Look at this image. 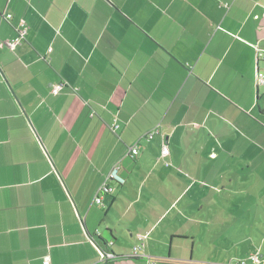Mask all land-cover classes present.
I'll list each match as a JSON object with an SVG mask.
<instances>
[{"label": "crops", "instance_id": "crops-1", "mask_svg": "<svg viewBox=\"0 0 264 264\" xmlns=\"http://www.w3.org/2000/svg\"><path fill=\"white\" fill-rule=\"evenodd\" d=\"M20 19L0 45V264H147L135 246L264 264V158L246 152L264 144V0H0V42Z\"/></svg>", "mask_w": 264, "mask_h": 264}, {"label": "built area", "instance_id": "built-area-1", "mask_svg": "<svg viewBox=\"0 0 264 264\" xmlns=\"http://www.w3.org/2000/svg\"><path fill=\"white\" fill-rule=\"evenodd\" d=\"M224 6L227 7V5H224ZM4 17H5V19L9 20L11 18V15L6 14ZM23 25H24L23 23L20 25V27L22 26L21 28L23 30L18 31V36L15 37L14 40L8 41L6 43V46L9 47L10 49H14L17 45L20 44V42L24 38L25 26H23ZM256 59H257V61H259V60L264 61V53H262L261 51H258V53L256 54ZM256 86L257 87H259V86L264 87V76H263V74H261L259 72H257V74H256ZM63 87H64L63 83L57 84L52 88L51 92L53 94H57ZM159 133H160L159 127H155L151 131L144 134L141 138L145 139V140H152L153 137L155 135H158ZM138 146H139V142L137 141L136 143H134L133 147L129 149L128 154L130 157H134L138 154ZM168 155H169L168 145L166 142H163L161 145V156L166 157ZM165 166H169V164L165 163ZM112 182H116V183H123L124 182V180L121 177H119V175H118V168H114L111 171V173L106 177L105 181L100 185V187L96 191L95 203L97 205L102 203V197L104 195H109L112 193L113 190L110 187V183H112ZM77 217H78V220L80 221V223L82 224V218L79 215H77ZM84 234L86 235V237H88L87 233H85V231H84ZM97 234H98V231H97ZM88 239L91 241L92 245H94L96 247L101 261L104 262V261H108V260L114 258V255L112 252L103 251L102 249H100L97 246V244L93 243L89 237H88ZM139 240H141L140 237H139ZM111 245H112V243H108V247ZM139 248L140 247H138V246L133 247V249H132V253H133L132 256L133 257H139L140 256L138 254ZM146 259H147V264H157V262L153 261L150 257H146ZM250 260L253 264H262L261 261L259 260L258 256H252L250 258ZM43 264H49V263L47 261H45ZM240 264H245V262L242 261V262H240Z\"/></svg>", "mask_w": 264, "mask_h": 264}, {"label": "rangeland", "instance_id": "rangeland-1", "mask_svg": "<svg viewBox=\"0 0 264 264\" xmlns=\"http://www.w3.org/2000/svg\"><path fill=\"white\" fill-rule=\"evenodd\" d=\"M4 14V16L6 15V14H10L11 15V18H12V13H8V12H4L3 13ZM9 19V20H12V19ZM4 19H5V17H4ZM8 20V21H9ZM24 24L23 26H25V33H24V36H25V34H26V32H27V24H26V22L24 21V20H18L17 21V24H18V30L19 31H22L23 29L20 27V25L21 24ZM9 40H4V41H1L0 42V45H3V47L4 48H7L6 47V43L8 42ZM262 62H264V61H262ZM264 65V63L261 65V67ZM260 67V72H263V70H262V68ZM255 73L257 74V72L255 71ZM262 74V73H261ZM263 76H264V74H263ZM263 89L264 88H260V90L261 91H263ZM16 103H18L17 101H16ZM19 104V103H18ZM19 108H20V111H27V108L26 107H24V106H22V104L20 103V105H19ZM24 111V112H25ZM24 116L26 117V122H27V125H28V127L31 129V131L33 132V133H35V131H36V128H35V126H34V124H33V122H32V120L29 118V117H27L25 114H24ZM236 128L237 127H234L233 128V133L236 135V137H239L240 136V130L239 129H237V131L239 132H237L236 131ZM39 140V139H38ZM40 141V140H39ZM241 141V140H240ZM45 142V141H44ZM46 143V142H45ZM45 143H43L42 142V140L40 141V147H41V149H42V152H43V154L48 158V159H50V160H52L51 162H53V163H55L54 162V158H53V156H52V153H51V150L49 149V147L47 146V144H45ZM42 144V145H41ZM45 144V145H44ZM247 152V154H248V156L250 157V158H252L253 156H255V157H257L256 158V160H260V159H263L264 158V144H262V143H260L259 145H255V147L253 148V149H249L248 151H246ZM61 157H62V159H63V161H66L69 157H71V154H70V152H67V151H61ZM66 162H68V160L66 161ZM167 167V166H166ZM57 170V169H56ZM255 173L256 174H260L261 173V171H258L257 170V168H256V171H255ZM256 185H257V183H256ZM264 183H259V185H257L255 188H254V192L255 193H257V191L259 192V191H263L264 192ZM113 186V185H112ZM254 186H255V184H254ZM64 187L68 190V187H67V185L65 184L64 185ZM90 189L91 188H87V194H90ZM261 194H262V192H261ZM263 196H264V194H262V198L261 199H259V201H255L254 202V205L255 206H259V207H263L264 206V199H263ZM158 206H161L162 207V205L161 204H159ZM113 218V217H112ZM113 220V219H112ZM109 243H112V242H109ZM96 244H97V242H96ZM98 246V245H97ZM99 247V246H98ZM109 252V251H108Z\"/></svg>", "mask_w": 264, "mask_h": 264}, {"label": "trees", "instance_id": "trees-1", "mask_svg": "<svg viewBox=\"0 0 264 264\" xmlns=\"http://www.w3.org/2000/svg\"><path fill=\"white\" fill-rule=\"evenodd\" d=\"M163 143V142H162ZM162 143H161V145H162ZM161 151V150H160ZM138 247H140V246H138ZM114 255V254H113ZM139 257H143V258H145L146 259V257L145 256H139ZM147 260V259H146ZM153 261H155V260H153ZM156 262V261H155Z\"/></svg>", "mask_w": 264, "mask_h": 264}]
</instances>
